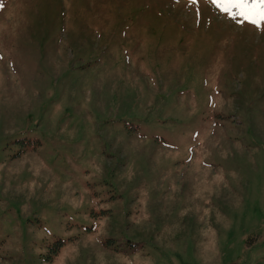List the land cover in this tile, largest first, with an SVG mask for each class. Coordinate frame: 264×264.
I'll list each match as a JSON object with an SVG mask.
<instances>
[{
    "label": "rangeland",
    "instance_id": "rangeland-1",
    "mask_svg": "<svg viewBox=\"0 0 264 264\" xmlns=\"http://www.w3.org/2000/svg\"><path fill=\"white\" fill-rule=\"evenodd\" d=\"M0 264H264V23L0 0Z\"/></svg>",
    "mask_w": 264,
    "mask_h": 264
},
{
    "label": "snow or ice",
    "instance_id": "snow-or-ice-1",
    "mask_svg": "<svg viewBox=\"0 0 264 264\" xmlns=\"http://www.w3.org/2000/svg\"><path fill=\"white\" fill-rule=\"evenodd\" d=\"M213 3L233 18L239 17L257 27L264 23V0H213Z\"/></svg>",
    "mask_w": 264,
    "mask_h": 264
},
{
    "label": "trees",
    "instance_id": "trees-1",
    "mask_svg": "<svg viewBox=\"0 0 264 264\" xmlns=\"http://www.w3.org/2000/svg\"><path fill=\"white\" fill-rule=\"evenodd\" d=\"M65 241L63 239H59L55 241L53 246L49 247V250L51 253L47 255L48 260L51 259L54 255L58 253V251L61 249V247L64 245Z\"/></svg>",
    "mask_w": 264,
    "mask_h": 264
}]
</instances>
